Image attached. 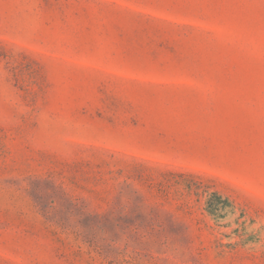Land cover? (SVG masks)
I'll return each instance as SVG.
<instances>
[{
    "label": "rangeland",
    "instance_id": "374dc122",
    "mask_svg": "<svg viewBox=\"0 0 264 264\" xmlns=\"http://www.w3.org/2000/svg\"><path fill=\"white\" fill-rule=\"evenodd\" d=\"M0 264H264V0H0Z\"/></svg>",
    "mask_w": 264,
    "mask_h": 264
}]
</instances>
